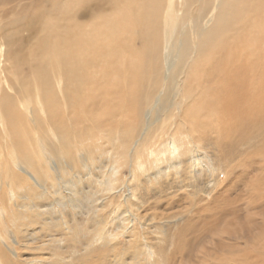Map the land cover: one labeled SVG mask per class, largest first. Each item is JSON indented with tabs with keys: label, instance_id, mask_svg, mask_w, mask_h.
I'll return each mask as SVG.
<instances>
[{
	"label": "rangeland",
	"instance_id": "1",
	"mask_svg": "<svg viewBox=\"0 0 264 264\" xmlns=\"http://www.w3.org/2000/svg\"><path fill=\"white\" fill-rule=\"evenodd\" d=\"M35 7L26 5L15 15L7 14L0 22V30L27 14L33 16L39 11L41 15L49 5ZM179 8V3L175 2L174 9L181 13L183 8ZM54 9L55 14H42V17L46 15L55 20L48 33L39 32L40 39H37L32 32L21 31L11 46L3 45L4 56L0 58V65L9 70L2 73L6 77L2 91L14 98V107L22 114L19 130L27 132L32 141L29 149L34 154L37 151L35 139L40 133L34 135L31 126L33 129L41 127V136H46L49 130L41 123L30 124L27 118L30 114L24 111L20 99L24 106L36 109L35 90L31 88L34 92L30 94L28 104L25 97L15 91L18 84L15 75L33 74L34 58L41 62L42 57L49 54L51 45L65 49V25H58L57 17L67 10L66 4L59 3ZM111 12L100 10L104 15L101 28L110 27V21L121 14L116 10L113 14ZM126 13L124 11V15ZM9 17L14 20L9 22ZM84 18L77 16L76 21L81 23ZM146 18L147 9L141 13L131 12L129 22L140 23ZM85 25L91 27L89 22ZM22 40L19 47L17 43ZM93 41L90 38L85 43ZM119 41L126 42L125 39ZM263 45L259 42V46ZM8 50H11L9 56ZM89 50V54L85 53L86 60L95 59L100 51L98 47ZM191 58L188 56L187 59ZM131 64H135V59ZM260 65L259 59L252 67ZM182 69H185L184 65ZM261 71L264 75V69ZM112 74V71L99 73L93 70L83 74L88 84L97 82L91 90L84 88L83 93L94 91L98 98L99 90L105 89L104 92L114 100L111 105L103 107L100 102V110L93 108L88 112L91 123L78 127L79 135L87 139H84V150L80 153L73 150L75 170L72 166L68 168L66 158L58 170H52L50 176L36 184L29 173L12 168L16 178L27 179V183L21 180V186L8 187L13 189L8 191L11 203L20 204L15 206L14 213H27L37 222L28 229L30 234L26 236L34 250L21 249L23 245L16 239L20 241L22 232L10 226L8 230L13 229V234L9 235L0 226V258L5 253L13 256L16 251L41 250L54 259L53 264H264V92L259 78L255 85L248 79V71L247 79L239 76L246 89L254 90L256 100L246 97L244 110L225 116L222 121L217 122L212 115L199 116L198 121L204 119L200 122L204 123L203 131L190 133L192 143H187V138L182 139L185 147L178 152L172 150L171 140L165 133L174 122L180 121L179 114L185 106L179 96H172L164 111L165 127L147 133L146 123L151 112L138 115V104L126 105V95L120 98V90L107 84ZM254 74L257 77L259 71L255 69ZM117 76H123V73L117 72ZM227 85L222 84V87L229 92ZM123 86L126 90L129 88ZM159 99L154 97L153 108ZM44 104L46 107L45 100ZM78 115V120L85 123V118L81 117L83 113ZM67 121L69 124L70 119ZM4 123L6 126V120ZM108 133L115 136L114 143L107 144L100 138ZM5 134L0 130L1 160L4 157L2 161L10 164L7 149L11 139ZM182 135H186L184 131ZM203 137L213 138V151L194 146ZM135 151L141 156L140 164L133 160ZM35 156L40 157V154ZM180 158L185 160L182 167ZM49 166L55 167L56 164L52 161ZM155 174L159 177L153 178ZM134 178H140L145 188L141 185L133 188ZM0 196L8 204L7 195L3 196L1 191ZM57 258H61V263L55 262Z\"/></svg>",
	"mask_w": 264,
	"mask_h": 264
},
{
	"label": "bare ground",
	"instance_id": "2",
	"mask_svg": "<svg viewBox=\"0 0 264 264\" xmlns=\"http://www.w3.org/2000/svg\"><path fill=\"white\" fill-rule=\"evenodd\" d=\"M175 2L179 3V10L183 8L181 13L174 9ZM0 3V22L7 14L15 15L17 10L25 8L26 5H35V8H38L48 4V9L43 11L48 14H55L54 6L59 3L66 4L67 8L57 17V24L65 25V49H57V45H51L49 54L43 56L41 62L38 61L39 58H34L33 74L26 72L17 77L13 72L17 70L15 67L11 68L18 83L15 91L25 97L28 104L30 94L35 90L36 109L32 108L33 104L32 107L24 106L19 98L24 111L30 114V117H27L30 124L41 123L49 130L46 136H41V127L33 129L31 126L34 135L40 133L35 137V153L40 154L41 158L30 151L29 145L32 141L28 139L27 132L19 130L22 114L14 107V98L9 96L8 92L6 94L2 91L5 85L3 79H6L2 73L5 74L7 68L0 65V130L11 139L7 149V160L11 161L10 164L2 161L4 157L1 160L3 150L0 148V192L8 198L6 204L0 196V226L2 231L9 235L13 234V229L8 230L10 226L22 232L20 241H16L23 245L21 249L25 251L34 250L29 246L26 236L30 234L28 229L37 222L27 213H14L15 206L20 204L11 203L8 190L13 189L8 187L21 186L22 181L27 183V179L16 178V172L12 168L29 173L36 184L37 181L41 182L50 176L52 170H58L66 158L69 162L66 163L68 168L72 166L75 170L73 150L78 153L84 150V139H87L84 135H79L78 127L91 123L89 111L93 108L100 110L103 106L111 105L114 100L113 96L104 92L105 89L99 90V99L94 91L83 93L84 88L91 90L94 83L97 85L96 81L88 84V80L83 79L84 72L87 74L90 70L99 73L112 71L107 84L120 90V98L123 94L126 95V105L138 104V115L151 112L146 123L147 133L151 129L161 130L165 127L164 111L167 110L171 97L179 96L185 106L179 114L180 121L174 122L165 133L171 140L172 150L178 152L183 151L185 147V141L182 139L187 138L186 142L192 143L190 133L203 131L204 123L202 125L201 121L204 119L198 121L199 116L212 115L217 122L222 121L223 118L244 110L243 100L246 97L251 96L256 100L254 90L246 89L238 79L239 76L247 79L246 71L249 72L248 79H251L253 84L257 85L259 81L262 83L264 92V75L261 71L264 69V45L259 46V42L264 44V0H1ZM102 9L109 12L113 10L111 14L114 10L121 12L110 21V27L101 28L104 18L100 13ZM144 9H147L144 22H129L131 12L141 13ZM124 11H127L125 15ZM34 14H27L14 22V19L9 17V22L12 23L0 30V58L4 56L3 45L7 44V48L11 46L15 39L19 38L21 31L32 32L34 37L40 39L39 32L48 33L55 25V20H50L46 15L42 17L39 11ZM77 16H85L83 22L78 23ZM86 22L91 24L90 28L86 27ZM9 28H14L13 32L6 31ZM90 38L94 41L85 43ZM121 39L126 42L122 43L119 41ZM76 40L78 41L74 44ZM22 43L23 40L17 44L20 47ZM90 47H98L103 51H99L95 59L86 60L85 53H90ZM10 52L11 50H8V56ZM188 56L192 58L187 59ZM15 58L19 61V58ZM134 59L135 64H131ZM259 59L261 65L252 67ZM182 65L185 69H182ZM27 67L31 68L29 64ZM255 69L259 71L257 77L254 74ZM117 72H122L123 76H117ZM124 84L129 87L127 90ZM222 84H228L230 91L227 92ZM84 85L87 87H83ZM160 87L162 88L159 89ZM216 96L221 98L218 100ZM154 97L160 99L153 108ZM94 102L96 104L90 106ZM100 102L102 107L99 106ZM64 107L69 112L65 111ZM78 114L85 118V123L78 120ZM66 115L67 120L70 119L69 124L65 119ZM4 120L7 122L6 126ZM182 130L186 135H182ZM202 134L206 135L203 132ZM100 138L108 144L114 143L115 136L108 133ZM125 140L123 139V142ZM213 143V138L203 137L197 140L194 146L196 144L203 150L213 151ZM133 153V160L140 164L141 156L136 154L137 151ZM52 161L56 164L55 167L49 166ZM184 161L179 159L181 167ZM157 177L159 175L155 174L153 178ZM148 179L152 182V178ZM133 182V188L137 189L140 185L145 188L140 178H134ZM17 195L22 196V193ZM25 251H16L13 255L15 257L8 253L1 255L0 264H53L54 259H50L46 252ZM56 261L60 262L61 258Z\"/></svg>",
	"mask_w": 264,
	"mask_h": 264
}]
</instances>
